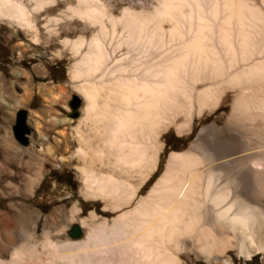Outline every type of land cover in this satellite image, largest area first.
Returning a JSON list of instances; mask_svg holds the SVG:
<instances>
[{"label":"bare ground","instance_id":"bare-ground-1","mask_svg":"<svg viewBox=\"0 0 264 264\" xmlns=\"http://www.w3.org/2000/svg\"><path fill=\"white\" fill-rule=\"evenodd\" d=\"M258 1L156 0L150 12L124 9L118 17L96 0L67 9L66 19L96 28L87 41L63 42L76 59L70 80L85 104L72 137L80 195L117 216L96 224L91 212L80 224L89 232L85 241L66 245L56 263L91 264L96 252L105 264L119 258L109 259L114 251L135 264H184L183 255L232 264L231 251L245 260L264 255V0ZM41 2L31 10L0 0V17L37 35L33 15L53 0ZM227 93L231 112L222 126L194 129ZM170 129L191 142L169 155L164 174L138 198ZM75 233L71 239H80ZM26 246H13L9 264L27 263Z\"/></svg>","mask_w":264,"mask_h":264},{"label":"rangeland","instance_id":"rangeland-1","mask_svg":"<svg viewBox=\"0 0 264 264\" xmlns=\"http://www.w3.org/2000/svg\"><path fill=\"white\" fill-rule=\"evenodd\" d=\"M13 1L31 10L42 3L41 0ZM253 1L260 5L258 0ZM76 2L53 0L52 4L35 12L37 35L25 34L0 17V264H9L13 246L22 244L30 247L26 264H58L54 259L65 253L66 245L83 242L89 235L80 224L91 212L96 216V224L104 219L111 222L117 216L104 210L101 200L85 201L80 195L82 180L77 169L81 163L75 157L79 146L72 137L85 104L75 93V84L70 80L76 59L63 42H74L78 38L87 41L96 28L76 19H66L67 9ZM96 3L109 8L113 17H118L124 9L150 12L156 7V0H96ZM163 27L168 28V25ZM105 28L108 32L107 25ZM103 48L110 51L105 45ZM72 97L79 99L75 118L70 117L68 107ZM224 100L219 109L204 116L194 129L210 123L222 126L231 112V94L227 93ZM19 110L26 112L29 135L25 146L18 145L10 132L14 114ZM160 142H163V148L156 170L137 192L138 198L147 196L164 174L169 155L185 150L191 140L178 137L170 129ZM73 207L78 213L71 216ZM72 227L79 230L80 239H71ZM93 235L91 245L98 247L100 233ZM95 253V257L91 254L93 260L89 258L91 255L88 256L89 263H103L101 253ZM121 254L124 253L114 251L109 259L118 258L117 255L120 258ZM228 255L232 264H264L261 254L247 260L238 257L234 251ZM119 258L108 259L105 264L114 261L115 264H135L132 258ZM181 261L207 264L193 255H183Z\"/></svg>","mask_w":264,"mask_h":264},{"label":"water","instance_id":"water-1","mask_svg":"<svg viewBox=\"0 0 264 264\" xmlns=\"http://www.w3.org/2000/svg\"><path fill=\"white\" fill-rule=\"evenodd\" d=\"M78 105H79V100L76 97H72L71 101L68 104V107L71 111L70 114L71 118H75L77 116L76 110ZM10 132L12 138L18 145L25 146L27 144V136L29 135V131L26 127V112L22 110L15 112L14 121H13V125L11 126ZM76 231L77 228L72 227L71 232L75 233ZM77 233H75L74 235L77 236Z\"/></svg>","mask_w":264,"mask_h":264}]
</instances>
